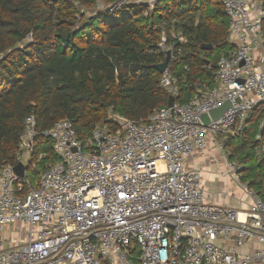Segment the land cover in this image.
Returning a JSON list of instances; mask_svg holds the SVG:
<instances>
[{"label":"built area","instance_id":"obj_1","mask_svg":"<svg viewBox=\"0 0 264 264\" xmlns=\"http://www.w3.org/2000/svg\"><path fill=\"white\" fill-rule=\"evenodd\" d=\"M219 1L235 49L218 61L214 87L180 101L168 68L160 85L175 103L147 120L109 113L88 142L60 120L44 133L58 160L35 175L45 155L35 154V116L25 119L17 164L0 167V264H264V201L241 181L240 168L231 163L227 175L246 193L245 211L208 202L202 170L185 166L209 140L224 150L218 136H239L257 107L264 126V1ZM134 3L154 7V0ZM167 40L164 33L159 47L173 59ZM225 102L221 118L204 125L201 115ZM117 117L127 123L115 129ZM19 164L23 177L14 171ZM7 225L19 234L26 227L27 241L13 246Z\"/></svg>","mask_w":264,"mask_h":264},{"label":"trees","instance_id":"obj_2","mask_svg":"<svg viewBox=\"0 0 264 264\" xmlns=\"http://www.w3.org/2000/svg\"><path fill=\"white\" fill-rule=\"evenodd\" d=\"M98 1L0 0V167L17 164L30 115L38 124L35 154L45 155L35 175L58 160L44 135L58 121L70 120L88 142L96 126L109 122V113L147 120L167 107L170 95L155 68L165 60L159 47L164 33L173 48L169 71L180 101L197 87H214L218 61L235 49L219 0H154L152 9L134 0H102L110 8L82 11ZM172 32L187 42L173 39ZM262 120L257 107L225 147L232 148L229 159L238 163L241 181L264 201V152L258 155L264 146Z\"/></svg>","mask_w":264,"mask_h":264},{"label":"crops","instance_id":"obj_3","mask_svg":"<svg viewBox=\"0 0 264 264\" xmlns=\"http://www.w3.org/2000/svg\"><path fill=\"white\" fill-rule=\"evenodd\" d=\"M217 149L219 147L209 140L205 151L188 157L185 160V166L187 168L198 167L202 170V182L207 192L208 202L245 211L248 208L246 193L238 183V189H236L235 180L232 176L227 175L232 162L226 158L227 155L220 157ZM218 188L220 190L226 188V190L224 193H217Z\"/></svg>","mask_w":264,"mask_h":264},{"label":"water","instance_id":"obj_4","mask_svg":"<svg viewBox=\"0 0 264 264\" xmlns=\"http://www.w3.org/2000/svg\"><path fill=\"white\" fill-rule=\"evenodd\" d=\"M203 50H211L213 49L212 45H203L202 46ZM171 52H168L166 55V58L164 60V62L158 64L155 66L156 70L159 71L161 74H164L168 68L169 65L171 63ZM175 103V97L174 96H169V100H168V106L172 107ZM230 107V103L229 102H225L222 106H220L219 108H216L212 111H210L209 113H204L201 115V120L204 123V125H208L211 121H217L221 118V116L223 115V113ZM116 122L120 125V126H124L127 123L126 119L117 117L116 118ZM15 173L20 176L23 177L24 176V168L21 164L17 165L14 168Z\"/></svg>","mask_w":264,"mask_h":264},{"label":"rangeland","instance_id":"obj_5","mask_svg":"<svg viewBox=\"0 0 264 264\" xmlns=\"http://www.w3.org/2000/svg\"><path fill=\"white\" fill-rule=\"evenodd\" d=\"M125 1L126 0H122V3L121 4H123ZM107 8H110V4H108L105 1L99 0L98 1V5H96L95 7L88 8V9L87 8H84V9H82V11H84L86 13V15H89V14H92V13L97 12V11H100V10H105ZM114 9H117V8H114ZM227 138H224L221 135L218 136V140L221 141V142H223V144H224V150L223 149H220V148L217 149L218 150L217 152H218V154H220V157H223L224 155L225 156L227 155L226 158H229L230 153H232V148H230V147L229 148H226L225 147V141H226ZM224 151H225V153H223ZM230 161L232 163H235L236 166L239 167L238 163H236L234 160H230ZM234 183H235L236 189H238L237 188L238 187L237 182L235 181ZM219 190L220 189L218 188L216 190V192L217 193H219V192H223L224 193V191L226 190V188H224L223 190H220V191ZM7 227H8V230L9 231H13V230L15 231L14 233L11 234V236H8V234H6V236L11 240V244L13 246H17L18 244L25 243L27 241V237H26V227H24V231L21 234L18 233V229H19V226L18 225H7Z\"/></svg>","mask_w":264,"mask_h":264}]
</instances>
